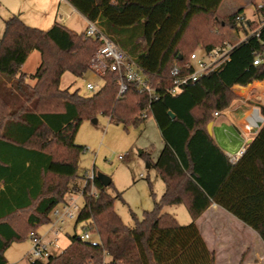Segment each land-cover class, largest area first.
Here are the masks:
<instances>
[{
    "label": "trees",
    "instance_id": "obj_1",
    "mask_svg": "<svg viewBox=\"0 0 264 264\" xmlns=\"http://www.w3.org/2000/svg\"><path fill=\"white\" fill-rule=\"evenodd\" d=\"M68 1L89 20L99 21L138 64L150 90L128 82L126 93L118 96L120 74L111 70L91 96L63 88L65 73L82 77L90 70L100 41L60 22L43 30L20 16L5 20L0 35V264L8 263L5 252L13 242L39 234L42 225L52 222L53 208L81 189L76 181L84 147L75 138L82 122L99 114L122 123L154 117L165 146L149 165L157 169L165 191L129 226L115 210L121 193L113 196V181L105 185L95 175L98 195H84L76 224L99 241L69 235L64 250L36 264H217L216 251L197 223L213 204L264 241V123L234 163L208 131L214 113L235 100L234 85L264 80V27L260 37L235 44L217 68L173 92L174 67L182 74L192 71L187 66L199 47L209 52L225 45L228 29L247 35L259 23L239 21L242 8L220 17L194 0ZM258 11L264 16V8ZM33 51H39L40 61L26 75L21 67ZM257 53L262 61L254 64ZM180 203L192 217L187 225L163 212Z\"/></svg>",
    "mask_w": 264,
    "mask_h": 264
},
{
    "label": "rangeland",
    "instance_id": "obj_2",
    "mask_svg": "<svg viewBox=\"0 0 264 264\" xmlns=\"http://www.w3.org/2000/svg\"><path fill=\"white\" fill-rule=\"evenodd\" d=\"M248 1L208 0L207 4L211 2V8L217 7L220 17L229 15L230 10L236 5L243 4L247 18L257 21L259 12L247 6L259 0ZM38 7V0H0V29L3 28L5 20L10 15L20 16L32 27L49 29L51 24L38 26L36 20L41 13ZM234 33L238 38L244 39L245 37L243 32L235 31ZM227 34L229 39L232 30L228 29ZM229 40L237 41L233 37ZM197 53L205 62L212 61L202 47L197 49ZM39 61V51L31 52L21 68L22 73L33 74ZM103 75L94 72L92 68L82 77L67 72L61 79V87H69L71 91L78 90L83 96H91L103 86ZM89 81L96 84L94 90L87 88ZM32 82L35 83L34 80ZM75 143L84 147L79 156L78 174L80 178L76 182L80 184V188H83L85 183L83 176L96 173L98 177H109L114 185V189L110 190L111 194L116 196L121 193V197L115 200V210L125 224L134 226L136 218L142 219L144 212L152 210L155 202L162 197L165 184L157 169L149 165V158L152 163H155L165 146L154 117H148L141 122L122 123L111 121L109 116L99 114L95 120L85 119L82 122ZM142 152H144L143 155ZM72 195H76L74 199L82 208L84 197L78 192L70 194L65 202L69 201ZM163 212L172 214L183 225L192 221L188 207L184 203L168 205ZM228 214L230 216L220 211L212 214L211 220L202 219L201 221L200 230L209 247L216 251L217 264H241L244 255L247 260L245 264H264L262 239L254 233L252 228L244 226L242 221ZM52 227V222L44 224L39 228L38 233L42 237L45 236L44 239L50 244L49 249L53 255L59 254L70 243L69 235L85 232L83 224H76V219H68L58 224L59 233L56 243L60 248H56L55 241L51 242L55 238ZM45 232L47 235H44ZM90 240L97 242L99 236L93 233ZM31 250L30 238L13 242L5 252L7 264H29L28 255Z\"/></svg>",
    "mask_w": 264,
    "mask_h": 264
},
{
    "label": "built area",
    "instance_id": "obj_3",
    "mask_svg": "<svg viewBox=\"0 0 264 264\" xmlns=\"http://www.w3.org/2000/svg\"><path fill=\"white\" fill-rule=\"evenodd\" d=\"M252 8L257 11L264 8V0H259L256 3H253ZM237 18L243 23H246V20L248 19L244 13L240 14ZM257 18L259 25L255 29L250 30L249 34H247L242 41L252 35L260 37L262 28L264 27V16H261L260 13H258ZM85 33L87 36L96 38L101 43L91 59L89 65L90 68H92L94 72L101 75L107 70L116 71L120 74L118 96H122L126 93L128 89V82H137L141 87V91L144 89L150 90L141 74V69L138 64L133 61L127 53L101 29L98 20H89ZM234 46L235 44L228 41L225 45L218 46L217 48L206 52L207 55L212 58L210 63L205 62L197 52L192 53L191 63L187 66L188 68H192V71L182 74L178 67H174L172 69V75L174 76L173 92L179 91L182 85L196 81L208 70L217 68L229 57V53ZM261 61V55L257 53L254 64H259ZM95 87L96 84L94 82L89 81L87 83L88 89L94 90ZM219 114V111L214 113L215 116H218ZM245 150L246 146L242 145L235 153H229L228 157L230 161L233 163L238 161ZM95 175L96 173L86 175L84 186L78 191V193L83 197L85 194L95 197L98 195V190L95 186ZM75 196L76 195H72L69 201L63 202L53 208L51 215L53 219L52 230H54V233H58V231H56L58 224L63 223L68 219H76L81 212L82 208L77 205L76 199H74ZM82 238L90 240L91 234L89 231H85L82 234ZM30 239L32 241V250L29 255V264H36L37 260H47L51 255H53L49 249L50 244H48L40 234L31 232ZM56 247H59L58 244Z\"/></svg>",
    "mask_w": 264,
    "mask_h": 264
},
{
    "label": "crops",
    "instance_id": "obj_4",
    "mask_svg": "<svg viewBox=\"0 0 264 264\" xmlns=\"http://www.w3.org/2000/svg\"><path fill=\"white\" fill-rule=\"evenodd\" d=\"M194 1L204 5L207 8H211V2L207 4L208 0H203L206 2H201L200 0H194ZM252 4L253 3L249 4L247 7L249 6L252 7ZM38 6H39L38 10L39 12H41L38 20H36L38 26H48L50 24L52 26L54 23L60 22L67 25L73 31L81 33L86 30L89 24V19L85 17L82 13H80L68 0H38ZM244 7L245 5L243 4L236 5V7L234 9H231L230 12L233 13L241 8L244 9ZM214 9L217 11V7H214ZM243 13L244 14L246 13L245 9ZM13 16L14 15H10L9 17H7V19ZM3 29L4 26L2 29H0V35H2ZM234 32L235 31L232 30V34L230 35L229 39L233 37L237 41L229 40V42L233 44H238L243 39L238 38ZM244 36L246 35L244 34ZM233 90L236 94V98L229 107L220 110L219 111L220 114L218 116L214 115L212 134H211L214 140L216 141V143L219 145V147L224 151V153L227 156L229 153H235L242 145L246 146L250 142V140L259 132L260 128L264 123V116L261 114V109L264 108V80L253 81L247 86H242L237 84L234 85ZM258 115H260L261 118L263 119L261 126H259L260 121ZM255 129L257 130L253 132V130ZM83 180L85 182V176H83ZM78 185L80 187V184ZM214 207H217V213L221 211L229 215L228 211H226L225 209L221 208L216 204H213L203 213V215H201L198 218L197 223L200 229H201L202 219L211 220V215L215 213ZM242 224L244 226H247L243 222ZM52 231L54 232V230ZM56 231H58L59 233L58 227L56 228ZM46 232L44 233V235H47ZM58 233L57 234L54 233L55 238L54 240L51 241L52 243L55 241L54 242L55 247L57 245L56 241L58 240L57 239ZM201 233L203 232L201 231ZM254 233L257 234V232ZM257 235L259 236V234ZM44 237L45 236H43V238ZM263 245H264V241H263ZM56 248H60V247H56ZM263 251H264V246H263ZM244 256H243L244 259L242 258L243 262L241 261V264H245L247 261L246 256L245 257ZM262 259L264 261V252L262 255Z\"/></svg>",
    "mask_w": 264,
    "mask_h": 264
},
{
    "label": "water",
    "instance_id": "obj_5",
    "mask_svg": "<svg viewBox=\"0 0 264 264\" xmlns=\"http://www.w3.org/2000/svg\"><path fill=\"white\" fill-rule=\"evenodd\" d=\"M170 115H171L173 118L175 117V114H173L172 112H170ZM261 125H262V122L259 124V126H261ZM212 126H213V122H210V123L208 124V131H209L210 134H212ZM99 178L102 180V182H103L105 185H109L110 182H111V179H110L109 177L104 176V177H99Z\"/></svg>",
    "mask_w": 264,
    "mask_h": 264
},
{
    "label": "bare ground",
    "instance_id": "obj_6",
    "mask_svg": "<svg viewBox=\"0 0 264 264\" xmlns=\"http://www.w3.org/2000/svg\"><path fill=\"white\" fill-rule=\"evenodd\" d=\"M258 111V110H257ZM257 129L253 130V132H255Z\"/></svg>",
    "mask_w": 264,
    "mask_h": 264
}]
</instances>
